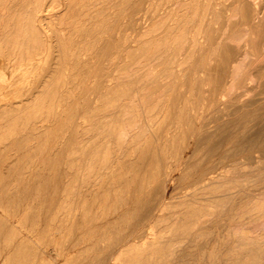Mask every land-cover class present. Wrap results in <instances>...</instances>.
Masks as SVG:
<instances>
[{
    "label": "bare ground",
    "instance_id": "bare-ground-1",
    "mask_svg": "<svg viewBox=\"0 0 264 264\" xmlns=\"http://www.w3.org/2000/svg\"><path fill=\"white\" fill-rule=\"evenodd\" d=\"M142 1L146 21L124 49L130 37L115 35L122 19L135 23L126 6ZM252 8L247 0H0V57L17 74L7 85L28 90L22 99L0 97V150L24 135L40 143L57 126L89 60L102 57L113 72L65 125L62 139L76 138L56 142L69 144L57 146L59 170L30 174L31 162L27 172L0 173V221L17 237L0 250H40L29 259L38 264H84L95 250L100 264H264V157L227 161L243 153L244 139L247 150L261 149L264 126L248 116L257 129L235 134L233 149L225 135L233 107L240 114L261 104L255 64L264 37ZM172 182L182 191L167 195ZM126 216L132 225L115 247L78 239L100 242L99 229H118L126 223L115 220ZM82 242L87 253L75 254Z\"/></svg>",
    "mask_w": 264,
    "mask_h": 264
},
{
    "label": "rangeland",
    "instance_id": "rangeland-1",
    "mask_svg": "<svg viewBox=\"0 0 264 264\" xmlns=\"http://www.w3.org/2000/svg\"><path fill=\"white\" fill-rule=\"evenodd\" d=\"M11 1H13V0H11ZM247 1H249L252 5H253V8H255L256 9V18H255V21L258 23V25H256L255 26V29L257 30L258 29V27L260 28L259 30H257L256 32H257V36L260 38V37H264V5H263V3H264V0H247ZM259 1V2H258ZM256 2V3H255ZM141 4V5H140ZM139 5H136V6H134L133 8H131L132 7V5L131 4H129V5H127L126 7H127V10L124 12V15L126 14V13H129V12H131L132 10L131 9H134V19H135V23H134V25L132 26V24L130 25V24H127L126 22H125V18L124 19H122L121 20V22H122V25L119 27V32H118V35H117V33H116V35L115 36H117V37H119L120 35L122 36V35H127V36H129L130 37V40H128V41H126V42H124L123 43V48L125 49V48H127V46H129L130 44H132L130 41H131V39L135 36V34H136V31H137V29H139L141 26H143L144 25V22L146 21L145 20V14L147 13L146 12V6H147V3H144L143 1L140 3ZM146 4V5H145ZM259 4V5H258ZM143 5H145V6H143ZM256 5H258V6H256ZM262 6V7H261ZM141 7V8H140ZM139 8V9H138ZM252 8V9H253ZM144 10H145V12L146 13H144ZM259 11V12H258ZM255 11H253V13H254ZM249 16H250V14H249ZM259 16V17H258ZM257 18H258V21H257ZM241 20H243V18H241ZM125 23H124V22ZM263 21V22H262ZM262 25V26H261ZM262 27H263V29H262ZM128 29V30H127ZM262 30H263V32H262ZM260 33H259V32ZM130 33V34H129ZM261 33H262V35H261ZM129 43V44H128ZM106 45V44H105ZM105 45H104V47H105ZM113 46H114V44H112ZM111 45V47H109V49H108V51H107V54H108V52H110V50L112 49V46ZM122 48V49H123ZM101 58V59H100ZM227 57H225V56H223V58H221V61H223L224 59H226ZM95 59V60H94ZM113 59V58H112ZM111 59V60H112ZM228 59V58H227ZM229 59H231V57H229ZM100 60V61H99ZM52 59L51 58H48L47 59V61H46V63H45V65L47 64L48 66L52 63ZM91 61V62H90ZM115 61H117V59L115 60ZM262 61V62H261ZM5 62H7V61H5V58L4 57H0V97L2 96V98H7L9 101L10 100H18L19 98L20 99H22L23 97H25V94L28 92V90H27V88L26 87H23V86H19V87H16L15 88V86L14 85H12V86H8L7 85V83L8 82H10L11 80V83H13V82H15L16 81V79H17V74H15V73H12L11 71H9V69L7 68V63H5ZM95 62V63H94ZM103 62V63H102ZM106 62V61H105ZM104 62V58H102V57H96V58H93V59H91V60H89L88 61V64L87 65H84V66H82V71H81V75H80V77H81V82H80V84H79V91L78 90H74L73 91V93H72V100L73 101H71L72 102V104L71 105H68V108H66L65 109V111L63 112V114L61 115L62 116V118H61V120H59L58 122H57V126H56V124H55V122H54V124H53V126H51V128H50V132H49V134L47 135V136H39V140H40V143H34V144H32V145H30V144H28V143H26V139L27 140H30V136H28V135H24V136H22V139H21V137H18L12 144L10 143V144H7V145H5V147H4V149H1L0 150V164L1 165H5V166H16V167H14V168H9V167H5L4 169H2V168H0V173H4V175L5 174H7V173H9V174H14V173H20V172H27L28 171V169H24L23 168V166H25L26 164H28V163H31V162H33V164H35V167L34 168H31V169H29V171L27 172V173H30V174H37V173H40V174H47V173H53L54 172V170H59V169H56L57 168V160H55V158H59V157H63L64 156V153L62 152V153H60V151H57L58 150V148L59 149H61L62 147L64 148H67V147H69V144H67V143H63V144H60V145H56V142L58 141V140H61L62 139V137H61V135H62V133L64 132V131H66V129H65V125L66 124H70V125H73V124H75L76 123V116L79 114V112L81 113L82 111H83V109L85 108V104L87 103V99L88 98H93L92 97V95L93 96H95V92L97 91V87H99L100 85H101V83H103L108 77H110L111 76V74L113 75V72H112V70H107V71H105L104 70V66H105V64H107V63H105ZM49 63V64H48ZM3 64V65H2ZM91 64V65H90ZM211 64H214V63H211ZM260 64V65H259ZM261 64H262V66H261ZM90 66V68H89V66ZM264 59H259V61H257V65L255 64V69L258 71V72H256V75H258V73H259V75H258V84L260 85V87L259 88H257L256 89V96L255 97H257V98H259L260 99V105L258 104V105H255V106H250L249 108H248V110H246L245 109V112L248 114V115H246V113L244 112V113H240V114H237V113H239V112H233V110H234V107H233V110L231 111V119L229 120V123H228V127L230 126V128L228 129L227 128V130H226V134L225 135H228L227 136V139L229 140L230 138V140H229V142H228V145L232 148H234V146H235V144L236 143H238V142H240L241 141V139H240V137H238V136H236L235 134H237V135H244V132L246 133L247 132V130L249 131V129H250V132H255V130L257 129V125H255V127H253V121L251 120L252 119V116L254 117V116H256L255 114H257V119L259 120V122L260 123H258V126L259 127H262V126H264V101L262 100L263 98H264V78H261V77H264ZM113 66V65H112ZM212 67V69H211V71H210V73L211 74H213L214 73V65H211ZM4 67V68H3ZM96 67H98V68H96ZM84 68V69H83ZM94 68H95V70H94ZM102 68V69H101ZM3 69H4V71H3ZM46 69H49V67L47 68V66H45L44 67V71L43 72H45V73H47L48 72V70H46ZM96 69H98V70H96ZM47 72H46V71ZM87 70H89V71H87ZM44 73V74H45ZM95 74V75H94ZM105 74V75H104ZM263 74V75H262ZM85 76V77H84ZM105 78H104V77ZM260 76V77H259ZM6 77H9L8 79H5ZM92 77H94V78H92ZM89 78V79H88ZM88 79V80H87ZM104 79V80H103ZM10 80V81H9ZM94 80V81H93ZM261 80V81H260ZM88 81H90V83L88 82ZM89 83V84H88ZM99 83V84H98ZM91 84V85H90ZM94 84V85H93ZM3 85V86H2ZM262 85V86H261ZM82 87V88H81ZM90 87V88H89ZM95 87V88H94ZM205 87V86H204ZM203 87V89H202V91H203V94H202V96H207L208 94H206L208 91H204L205 89H207V87L208 86H206L205 88ZM88 90V91H87ZM31 91V90H30ZM263 91V92H262ZM85 92V93H84ZM89 92V93H88ZM261 92V93H260ZM93 93V94H92ZM206 94V95H205ZM18 95H19V97H18ZM24 95V96H23ZM23 96V97H22ZM74 96V97H73ZM85 96V97H84ZM87 96V97H86ZM18 97V98H17ZM84 98H85V100H84ZM80 99V100H79ZM82 99V100H81ZM77 100V101H76ZM79 100V101H78ZM88 100H90V99H88ZM91 101V100H90ZM74 102V103H73ZM76 102H78V103H76ZM205 102V101H204ZM83 103V104H82ZM73 104H74V106H73ZM76 104H77V106H76ZM82 104V105H81ZM254 107V108H253ZM231 109H232V107H230ZM257 108V109H256ZM261 108V111L259 110ZM230 109V110H231ZM250 109V110H249ZM253 111H252V110ZM229 110V111H230ZM256 110V111H255ZM76 112V113H75ZM249 112V113H248ZM76 114V115H75ZM238 115L236 118H234L233 116H235V115ZM248 118V116H250V118H248V120L250 121H248L247 120V118L245 117V116ZM72 117V118H71ZM244 117V118H243ZM242 118V119H241ZM245 119V120H244ZM242 122H241V121ZM61 121H62V123H61ZM70 121V122H69ZM235 123V124H234ZM251 123V124H250ZM60 124V126H58ZM241 124V125H240ZM247 124V125H246ZM249 124V125H248ZM55 125V126H54ZM244 125H246V126H244ZM262 125V126H261ZM227 126V125H226ZM247 126H249V127H247ZM56 129H55V128ZM240 128H243V129H240ZM244 129H246V130H244ZM71 130V129H70ZM70 130H69V132H70ZM234 130V131H233ZM242 130V131H241ZM244 130V131H243ZM252 130V131H251ZM52 132V133H51ZM229 132V134H227ZM243 132V133H242ZM73 133V132H72ZM234 134V135H233ZM74 134H68V135H66L65 137H63V139L64 140H66V141H71V139H75L76 137H75V135L73 136ZM232 135V136H231ZM231 136V137H230ZM261 136H263V137H261V140H260V142L262 143L263 141H264V134H262ZM48 137V138H47ZM58 137V138H57ZM236 137V138H235ZM263 138V139H262ZM20 139V140H19ZM24 139V140H23ZM33 139V138H32ZM37 139V140H38ZM44 139V140H43ZM57 139V140H56ZM62 139V140H63ZM70 139V140H69ZM239 139V140H238ZM43 140V141H42ZM47 140V141H46ZM233 140V141H232ZM234 140H236V141H234ZM42 141V142H41ZM238 141V142H237ZM46 142V143H45ZM244 142H245V144H244ZM232 143V144H231ZM247 142H246V140L244 139L243 141H242V145L244 146L243 147V153L241 154V153H239V154H235V156L234 155H232V156H230L229 158H228V160L227 161H229V160H235V159H239V160H243V161H247V160H251L252 158H251V156L253 157V159H256V158H258V157H264V151H262V150H264V143L261 145V146H263V147H261V149H258V148H253V149H248L247 150V144H246ZM55 147H54V146ZM57 146H58V148H57ZM60 146V147H59ZM246 147V148H245ZM6 148H7V150H6ZM55 148V149H54ZM62 148V149H63ZM64 148V149H65ZM232 148V149H233ZM36 151H35V150ZM38 149H39V151H38ZM52 150V151H51ZM250 151V152H249ZM262 151V152H261ZM246 152V153H245ZM261 152V153H260ZM59 155V156H58ZM63 155V156H62ZM237 155V156H236ZM248 155V157H246ZM251 155V156H250ZM58 156V157H57ZM257 156V157H256ZM55 157V158H54ZM12 158H13V160H12ZM14 158H15V160H14ZM22 158V159H21ZM36 158V159H35ZM233 158V159H232ZM244 158V159H243ZM247 158V159H246ZM251 158V159H250ZM9 159V160H8ZM10 159H11V161H10ZM32 159V160H31ZM39 159V160H38ZM252 159V160H253ZM226 161V160H225ZM53 162V163H52ZM59 162V161H58ZM5 163V164H4ZM7 163V164H6ZM11 164V165H10ZM17 165H19V166H17ZM42 165V166H41ZM46 165V166H45ZM50 165H52V166H50ZM44 166V167H43ZM50 166V167H49ZM46 167V168H45ZM24 169V171H23V169ZM36 168V169H35ZM41 169V170H40ZM27 170V171H26ZM7 171V172H6ZM39 171V172H38ZM129 171H130V168H129ZM13 172V173H12ZM37 172V173H36ZM4 177V179L2 180V183H4V182H6V180H10L11 179V177H8V176H3ZM8 177V178H7ZM36 178V176H32V179H35ZM8 180V181H9ZM38 183H35L34 182V186L32 187V188H30L29 189V191H28V193H30L28 196H32L34 193H35V188H40V186H42V184H43V182L41 183V182H39V181H37ZM172 184V185H171ZM48 186V181H45V184H44V186ZM176 185V186H175ZM34 188V189H33ZM33 189V190H32ZM177 190V191H176ZM31 191V192H30ZM34 193H33V192ZM179 191H182V190H180V188H179V184L177 183V182H172V183H170V185H169V187H168V189H167V195H175V194H177ZM177 192V193H176ZM45 195H47V194H45ZM20 198V196H17V198H16V201L14 200L13 201V205L15 204V205H17V204H19L21 201V198ZM18 199V200H17ZM46 204H47V202H45ZM128 218V216H126V217H122L121 219L120 218H118L117 220H115V224H113V225H120V223L121 222H124V224L125 225H122L123 223H121V225H120V227H118V229L116 228L115 230L114 229H112V230H110V228H100L99 229V232H101V233H99V235H103L105 232H106V234L104 235V236H102V239L103 240H101L100 242L99 241H96V240H98L100 237H98V236H96L95 238L93 237L92 239H90V240H88L87 241V238H83V237H75V236H73L71 239L70 238H67L66 240H64V241H62L61 243H64V244H66V245H69V244H71L72 242L73 243H75V240H77V238L78 239H81V240H84V239H86L85 241H84V243H87V244H89V245H92V243H94V247H99V246H101V247H103V248H105L106 250H107V248H111L110 246H114L115 247V245L117 244H115V242H118V236L119 235H121V234H123V232H126V231H128L129 229H130V223H131V225H132V222H130V221H132L131 220V216H129V218ZM120 219V220H119ZM127 219V220H126ZM126 221H128V222H126ZM97 222H98V220H97ZM120 222V223H119ZM130 222V223H129ZM44 224V220L43 219H41V224ZM42 224V225H43ZM128 224V225H127ZM118 225V226H119ZM109 226V225H108ZM127 226V227H126ZM1 228H2V223H1V221H0V240L2 239V241H0V244H4L5 242L4 241H8V240H10L11 238H13L12 240H14V241H16L17 240V237L15 236V235H11V234H8V232L7 231H5L3 228H2V230H1ZM119 228H121V229H119ZM101 229H102V231H101ZM107 229V230H106ZM108 230L109 231H111V232H108ZM118 230H119V232H118ZM104 232V233H103ZM108 232V233H107ZM114 233V234H113ZM109 234V235H108ZM115 235V236H114ZM114 236V237H113ZM3 237V238H2ZM15 238V239H14ZM74 238H76V239H74ZM112 238H114V239H112ZM3 239H5L4 241H3ZM95 239V240H94ZM71 240V241H70ZM65 241H66V243H65ZM70 241V242H69ZM89 242V243H88ZM84 243L82 242V243H79L77 246H76V249H79L80 251H75V254H80V255H83V254H85V253H87V252H81L84 248H81L82 246H84ZM96 244H99V246L98 245H96ZM103 244V245H102ZM104 244H106V245H104ZM112 244V245H111ZM110 245V246H109ZM1 246V245H0ZM80 246V247H79ZM27 247V248H26ZM78 247V248H77ZM107 247V248H106ZM15 248V249H14ZM23 249V250H22ZM28 251H27V250ZM29 249H30V252H29ZM104 249V250H105ZM11 250V252H9ZM10 250H4V249H1L0 250V258L2 259V261H1V263L2 264H23V263H25V264H38V262L37 261H30V260H36V259H38L40 256H42L43 254V252L42 251H40V250H36V249H32L31 250V248L30 247H28V246H22L21 247V245H19L18 247L16 246V245H14V247L12 248V249H10ZM17 250V251H16ZM24 250H25V252H24ZM36 252H35V251ZM32 251V252H31ZM94 251V250H93ZM13 252H14V254H13ZM27 252V253H26ZM39 252V253H38ZM82 253V254H81ZM5 254V255H4ZM7 254H8V256H7ZM36 256H35V255ZM21 255V256H20ZM31 255V256H30ZM35 257H34V256ZM40 255V256H39ZM9 256H10V258H9ZM100 256H101V252L99 251V250H95V252H89L88 253V256H85V260H84V264H100L99 263V259H100ZM29 257V258H28ZM38 257V258H37ZM87 257V258H86ZM89 257V258H88ZM6 258H7V260H6ZM30 259V260H29ZM4 260V261H3ZM20 260V261H19ZM6 261V262H5ZM12 261V262H11ZM22 261H24V262H22ZM14 262V263H13ZM19 262V263H18ZM0 263V264H1Z\"/></svg>",
    "mask_w": 264,
    "mask_h": 264
}]
</instances>
